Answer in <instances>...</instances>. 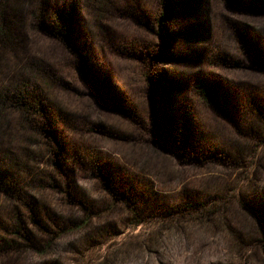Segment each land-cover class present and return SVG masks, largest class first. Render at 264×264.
Instances as JSON below:
<instances>
[{
  "label": "rangeland",
  "instance_id": "1",
  "mask_svg": "<svg viewBox=\"0 0 264 264\" xmlns=\"http://www.w3.org/2000/svg\"><path fill=\"white\" fill-rule=\"evenodd\" d=\"M30 1L0 85L45 111L0 110V264H264V0H117L103 30L57 0L71 44Z\"/></svg>",
  "mask_w": 264,
  "mask_h": 264
},
{
  "label": "trees",
  "instance_id": "2",
  "mask_svg": "<svg viewBox=\"0 0 264 264\" xmlns=\"http://www.w3.org/2000/svg\"><path fill=\"white\" fill-rule=\"evenodd\" d=\"M33 7L32 13L34 16L35 26L37 29L46 24L45 28L48 29L53 35L61 37L67 44H71L74 40L73 27L71 25V17L67 15L64 5L57 2V0H31ZM7 3V2H6ZM85 9L88 14V22L101 30L105 28V22L111 15V10L115 12L121 10L120 4L117 0H86ZM6 5L5 0H0V69L11 68L9 63L5 60L18 57L20 55L17 47V33L14 31L12 21H9L5 15ZM41 20V21H40ZM42 22V24L40 23ZM85 22L79 23L80 26H85ZM11 55L10 57L8 55ZM21 62L20 65L15 66L20 70H31L33 65L30 62ZM7 66V67H6ZM33 66V67H32ZM2 72V71H1ZM26 81H24L25 83ZM23 84V82H21ZM14 87L8 83L0 85V110L3 107L15 106L26 112L33 110L45 111L42 104L34 105L33 102H26L19 97H16L11 92Z\"/></svg>",
  "mask_w": 264,
  "mask_h": 264
}]
</instances>
